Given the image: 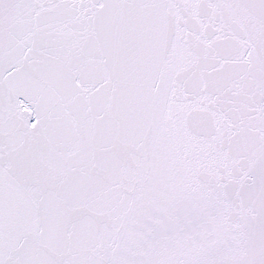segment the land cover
<instances>
[{
	"label": "snow or ice",
	"instance_id": "obj_1",
	"mask_svg": "<svg viewBox=\"0 0 264 264\" xmlns=\"http://www.w3.org/2000/svg\"><path fill=\"white\" fill-rule=\"evenodd\" d=\"M0 264H264V0H0Z\"/></svg>",
	"mask_w": 264,
	"mask_h": 264
}]
</instances>
